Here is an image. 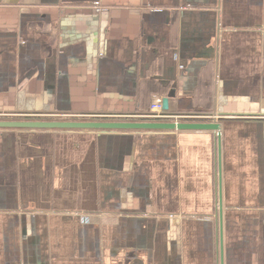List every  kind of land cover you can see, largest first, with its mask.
<instances>
[{
	"label": "crops",
	"instance_id": "obj_1",
	"mask_svg": "<svg viewBox=\"0 0 264 264\" xmlns=\"http://www.w3.org/2000/svg\"><path fill=\"white\" fill-rule=\"evenodd\" d=\"M158 98L0 128V264H264V0H0V117Z\"/></svg>",
	"mask_w": 264,
	"mask_h": 264
},
{
	"label": "water",
	"instance_id": "obj_2",
	"mask_svg": "<svg viewBox=\"0 0 264 264\" xmlns=\"http://www.w3.org/2000/svg\"><path fill=\"white\" fill-rule=\"evenodd\" d=\"M169 98H163V119L154 121H82V120H42V119H0V128L38 129H92V130H213L218 132L220 124L202 121H180L169 119ZM34 117V116H31ZM219 136V133H218Z\"/></svg>",
	"mask_w": 264,
	"mask_h": 264
},
{
	"label": "built area",
	"instance_id": "obj_3",
	"mask_svg": "<svg viewBox=\"0 0 264 264\" xmlns=\"http://www.w3.org/2000/svg\"><path fill=\"white\" fill-rule=\"evenodd\" d=\"M161 99H155L153 104L151 105V109L149 114L146 116L148 118H154V119H163L165 115H163L162 111V104H161ZM170 120H173L175 122H180V121H189L193 118L199 117L196 114H182V113H174L170 114L169 116Z\"/></svg>",
	"mask_w": 264,
	"mask_h": 264
},
{
	"label": "rangeland",
	"instance_id": "obj_4",
	"mask_svg": "<svg viewBox=\"0 0 264 264\" xmlns=\"http://www.w3.org/2000/svg\"><path fill=\"white\" fill-rule=\"evenodd\" d=\"M19 118V116H2V117H0V119H18ZM34 118H38V117H34ZM45 119H47V120H54V119H56V118H49V117H47V118H45ZM73 119H75V120H85V121H92V120H90V119H88V118H85V119H82V118H70V117H62L61 118V120H73ZM124 122V121H123ZM126 122H130V121H126Z\"/></svg>",
	"mask_w": 264,
	"mask_h": 264
},
{
	"label": "trees",
	"instance_id": "obj_5",
	"mask_svg": "<svg viewBox=\"0 0 264 264\" xmlns=\"http://www.w3.org/2000/svg\"><path fill=\"white\" fill-rule=\"evenodd\" d=\"M179 113H183V112H179ZM45 118H47V117H38V118H34V117H31V116H21V117H19L18 119H42V120H47V119H45ZM49 118H51V117H49ZM62 118V117H61ZM61 118H56V119H54V120H61ZM73 120H75V119H73ZM149 121H154V119H150L149 118Z\"/></svg>",
	"mask_w": 264,
	"mask_h": 264
}]
</instances>
